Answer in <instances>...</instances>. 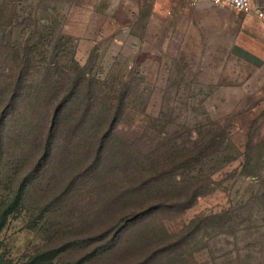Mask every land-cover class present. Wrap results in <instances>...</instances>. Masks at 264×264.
<instances>
[{
    "label": "rangeland",
    "instance_id": "rangeland-1",
    "mask_svg": "<svg viewBox=\"0 0 264 264\" xmlns=\"http://www.w3.org/2000/svg\"><path fill=\"white\" fill-rule=\"evenodd\" d=\"M204 1L0 0L18 13L13 38L30 14L48 18L35 42L128 95L109 132L112 117L99 115L53 124L44 71L27 81L38 97L13 103L9 90L0 209L21 184L23 194L0 264H264V18ZM212 137L220 161L151 178L172 152ZM201 172L209 190L187 207Z\"/></svg>",
    "mask_w": 264,
    "mask_h": 264
},
{
    "label": "trees",
    "instance_id": "trees-1",
    "mask_svg": "<svg viewBox=\"0 0 264 264\" xmlns=\"http://www.w3.org/2000/svg\"><path fill=\"white\" fill-rule=\"evenodd\" d=\"M17 15L15 8L0 6V56L4 58L2 62L7 63L5 64V69L10 72L7 75L5 74L7 76L6 80L2 82L0 79V106L3 105L4 109L7 104L5 103L6 97H8L7 93L10 91L13 93V103L17 101V98L25 100L38 97L39 90H31L29 85H27V81H31V76L35 73L41 74L44 71L46 83L44 81L38 82V86L47 84L55 89L49 102H56V106L55 104L49 106L50 110H52L50 115L52 116L53 124H58L59 118L62 117L65 123L73 122L79 125L85 120L87 121V117L99 115V117H112L108 128L109 132H113L115 129L113 126L119 123V117L127 106L128 95L122 88L119 91L106 90V88L115 86V84L116 86L119 85L121 80L119 82H117L118 79L116 81L113 79L110 82L101 80L92 73L88 63L81 66L74 58L68 65L65 63L62 65V57L57 48L49 54L48 49L46 50L45 48L48 45L46 37L38 38L39 42H35L33 39L37 33L42 34L43 29H41V26H47L48 18L30 14V17L27 18V23L23 26L22 35L16 39L13 38L15 30L12 24L15 23ZM37 21H39L38 24H36ZM41 23L43 24L41 25ZM0 75L2 76V74ZM120 85L122 86V84ZM6 88L7 91L4 90ZM9 107H12V105ZM97 124H95L98 126L97 131H101L99 126L102 125V122L97 121ZM101 136L107 139L106 136ZM192 144L193 148H191V151L172 152L168 156L166 164L159 167H151V178L158 180L163 178L165 174L172 173L175 175L181 173V171L192 173L197 169L209 166L210 163H216L215 160L220 161V158H217L220 157L217 154L220 143L216 137L210 139L200 138L192 142ZM206 174L201 172V177L199 174L193 175V179L198 177L197 180L200 185L198 187L193 186L197 185L195 182L188 184L187 192H191L190 197H192V200L187 207L193 205L199 196L206 194L209 190L211 176L207 177ZM191 186L195 187L193 191L190 189ZM22 188L21 184L16 196L0 209V233L14 208H16L15 206L21 200ZM163 197H159L161 198L160 202H158L159 204L164 203L161 202ZM52 252L55 251L51 250L45 254H51ZM45 254L38 255L34 260L35 263H40Z\"/></svg>",
    "mask_w": 264,
    "mask_h": 264
},
{
    "label": "built area",
    "instance_id": "built-area-1",
    "mask_svg": "<svg viewBox=\"0 0 264 264\" xmlns=\"http://www.w3.org/2000/svg\"><path fill=\"white\" fill-rule=\"evenodd\" d=\"M191 5H195L199 2V0H185ZM216 5H224L231 7L240 12H244L247 14H254L258 18H264V8L259 4L254 2L253 0H211Z\"/></svg>",
    "mask_w": 264,
    "mask_h": 264
},
{
    "label": "crops",
    "instance_id": "crops-1",
    "mask_svg": "<svg viewBox=\"0 0 264 264\" xmlns=\"http://www.w3.org/2000/svg\"><path fill=\"white\" fill-rule=\"evenodd\" d=\"M201 2L199 3V6H209V3H207L204 0H200ZM254 2H256L257 4H259L261 7L264 8V4L262 3L263 0H253ZM212 2V1H211ZM213 3V2H212ZM214 5H216L215 3H213ZM218 6H224V5H218ZM254 15V14H251ZM256 16V15H254ZM257 17V16H256ZM258 18V17H257Z\"/></svg>",
    "mask_w": 264,
    "mask_h": 264
}]
</instances>
